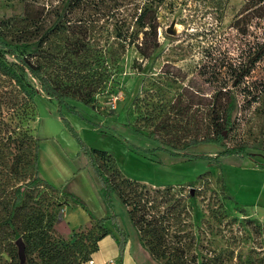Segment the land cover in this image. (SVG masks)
I'll return each instance as SVG.
<instances>
[{
	"label": "rangeland",
	"instance_id": "obj_1",
	"mask_svg": "<svg viewBox=\"0 0 264 264\" xmlns=\"http://www.w3.org/2000/svg\"><path fill=\"white\" fill-rule=\"evenodd\" d=\"M154 1L160 22L159 46L149 57H144L138 49L144 35L136 17L142 7ZM248 1L162 0L157 4V0H81L79 4L74 1L70 8L68 0H0V31L5 32L11 43L8 47L0 46V51L38 91L34 102L16 110L11 104V82L0 75V145L8 148L7 165L13 167L9 172L12 182L7 187V195L11 196L15 187L35 176L29 162L34 157V140L41 143L35 131L44 109L56 108L55 114L60 117L56 101L41 90L38 80L18 58L29 55L28 51L16 42L10 28L1 23L22 14L27 4L30 15L38 17L43 13L41 18L48 27L58 23L59 29H63L46 38L39 49L38 59L44 72L52 79L62 80L63 89L78 90L83 85L87 90L95 89L91 101L95 109L73 99L70 103L87 119L100 125L99 128L65 112L69 121L71 117L72 121L76 119L88 125L87 131H83L78 123L74 127L70 121L80 138L91 148L112 154L124 176L140 182L145 187L143 193H149L152 199L158 198L156 189L172 185L173 201L177 200L187 210L192 206L186 221L193 231L205 232L206 239L202 243L210 241L218 252L232 251L235 264L240 260L261 258L264 255V207L239 205L251 202L248 200L256 195L264 203V169L238 156L222 158L219 168L206 160L190 161L163 151L147 152L164 146V141L171 139L161 132L156 136L159 141L148 138L158 122V119L153 123L148 120L151 114L156 116L162 109L168 111L178 93L186 89L182 104L188 114L180 119L193 129L205 123L206 103L222 84L236 103L234 127L225 141L227 147L244 144L257 159L264 161V59L253 66V71L237 87L232 75L233 69L237 70L234 76H238L252 68L250 61L255 43L264 41V15L255 24L256 18L250 19L252 9L245 8ZM239 21L246 34L237 31ZM36 56L32 57L33 61ZM60 119L43 118L39 128L41 135L68 142L67 130L79 144ZM134 126L140 127L142 133L135 131ZM222 150L214 144H201L185 152L215 156ZM16 153L23 156L14 162ZM222 177L238 204L222 187ZM27 195L30 207L45 212L58 235L68 240L90 231L97 235L93 219L86 217L66 195L43 185L29 188ZM113 200L121 225L130 235L129 256L132 253L139 264H163L140 241V234L130 218L132 206L125 205L117 195ZM114 249L115 246L109 247L106 253H114ZM96 252L92 256L98 260L101 253ZM135 260L130 261L124 255L123 264H135ZM0 264H20L18 247L14 253L1 239Z\"/></svg>",
	"mask_w": 264,
	"mask_h": 264
},
{
	"label": "trees",
	"instance_id": "obj_2",
	"mask_svg": "<svg viewBox=\"0 0 264 264\" xmlns=\"http://www.w3.org/2000/svg\"><path fill=\"white\" fill-rule=\"evenodd\" d=\"M74 1H78L79 4L81 0H68L67 7L72 8ZM157 1V4L162 3V0ZM263 2L264 0H249L245 7L246 10L252 9L250 19L256 18L255 24L264 15ZM155 3L154 1V3L142 7L136 17V22L143 30L144 36L138 45V49L144 57H149L151 51H154L159 46L158 31L160 22ZM41 17H43V13H40L38 17L30 15L29 5L24 4L22 14L14 15L8 20L1 21V23L5 27L10 28L16 42L24 50L28 51L29 55L25 57L18 56V58L24 67L38 80L41 90L49 98L56 101L59 116L81 146L83 154L101 183L108 214L100 220L93 216L91 217L95 222L97 235H93L94 231H90L86 234L77 235L74 240H68L58 235L53 228V221L50 220L48 215L40 209L30 207L28 201L27 190L29 188L43 185L57 191L39 173L38 151L40 141L38 139L34 140V157L29 162L35 171L34 178L15 187L11 196H8L6 191L12 182V175L9 172L13 170V167L7 165L6 150L8 148H2L0 145V239L7 242L12 247L13 252L16 253L17 241L22 238L25 245L24 264H83L91 260L92 255L99 248V242L105 236L114 234L120 252L119 264H123V257L131 242L130 235L122 227L119 215L115 209L113 196L117 195L125 205L132 206L130 218L140 234V241L151 255L155 259L163 261V264H235L232 261L234 257L232 251L225 253L216 251L210 241L202 243L206 239L204 231L197 233L190 228L191 225L186 221V217L190 215L192 206H189V210H187V207L179 204L177 200L173 201V195L171 194L172 185L156 189L155 193L158 194V198L152 199L149 193H143V188L145 187L140 182L124 176L112 154L105 150L91 148L80 138L71 122L66 118L65 112L72 113L99 128L100 125L87 119L74 104L70 103V100L73 99L95 109L91 105V101L94 100L93 90L95 89L87 90L86 88L88 87L85 85L77 88L78 90H73L71 87L63 89L61 88L62 80L52 79L44 72L38 59L41 56L39 49H41L46 38L55 31L58 30L60 32L63 29H59L58 23L48 27ZM240 23L241 21L236 25L237 31L239 34H246ZM120 36L118 34V37ZM10 45L11 43L7 40L5 32L0 31V46L8 47ZM75 50H80V46L77 49L75 48ZM36 51L38 53H35ZM35 55H37L36 61H33L32 57ZM263 59L264 41L256 42L250 61L252 68L238 76H234L237 70H232V75L235 78L234 86H239L243 79L253 71V66H257ZM0 75L11 82V104L14 109L18 110L19 107L35 101L38 91L26 81L14 65L7 62L1 51ZM173 78L176 81L179 80L178 76ZM185 90L178 93L168 111L162 109L157 113L158 115H150L148 120L153 123V121L158 119V122L153 125V129L147 135L148 138L159 141L156 136L157 132H161L171 136V139L164 141V146L156 147L153 150L148 149L147 152L163 151L174 157H184L190 161L206 160L212 166L219 168L222 165V158L238 156L248 158L255 162L260 169H264V161L257 159L250 153L246 145L227 147L225 143L233 130V114L236 110L235 100L229 94L226 86L221 84L216 89L211 100L206 103L208 109L205 123L197 125L193 129H189L184 124V121L180 119L188 114V110L182 104L183 98L187 96ZM252 98L254 101L256 100V97ZM134 127L135 131L142 133L140 127ZM180 143H182L181 147L179 146ZM201 144H214L222 147L223 150L215 156L185 152L188 148ZM28 148L30 147L28 146ZM22 156L23 154L20 157L19 153H16L14 162L17 159H21ZM25 156L24 154V158ZM222 180V187L227 190L224 178ZM192 196L193 194L191 193L190 197ZM228 197L238 204L232 195H228ZM71 201L75 205H81L89 212L87 205L80 199L71 197ZM241 211L243 213L246 212L244 209H241ZM259 229L261 230V227ZM10 240L15 241V243ZM18 257L21 264L19 247ZM237 264H264V255L261 258L240 260Z\"/></svg>",
	"mask_w": 264,
	"mask_h": 264
},
{
	"label": "crops",
	"instance_id": "obj_3",
	"mask_svg": "<svg viewBox=\"0 0 264 264\" xmlns=\"http://www.w3.org/2000/svg\"><path fill=\"white\" fill-rule=\"evenodd\" d=\"M55 112L56 108L47 110L44 109L41 118L37 123L35 135L41 139L40 148L38 151L39 173L42 178H44L50 185H52L60 193L66 195L70 200L71 197H75L83 201L87 205L89 212L81 205H77V208L82 210L86 217L90 219L93 216L99 220L103 219L107 216L108 212L104 202V196L102 194V186L94 170L83 154L79 144H76V141L72 136H70V133H67V130H65V136L68 142H62L60 138L55 136L43 137V135H41L42 130L40 132L39 128L43 118H48L52 121H57L56 119H60V117H58ZM69 118L75 127V123H78V121H76V119H73L72 121V118ZM78 128L83 131H87L88 125H83L81 122L78 123ZM230 190L231 189H229L227 186L228 193L232 195ZM248 201L251 202L241 204V206L245 208L264 207L263 201H261L257 195L254 199ZM105 242L108 243L105 245ZM114 246L115 252L107 254L106 250L109 247L113 249ZM98 252L101 253L98 260L93 257L97 252H95L91 258L94 261L93 264H108V262L111 260H114L118 264L120 263L118 242L114 234L105 236L99 242ZM128 252H131L130 247L125 253V258H129L130 261H134V255L131 253L129 256ZM84 264L90 263L88 261ZM135 264H139L138 261H136Z\"/></svg>",
	"mask_w": 264,
	"mask_h": 264
},
{
	"label": "water",
	"instance_id": "obj_4",
	"mask_svg": "<svg viewBox=\"0 0 264 264\" xmlns=\"http://www.w3.org/2000/svg\"><path fill=\"white\" fill-rule=\"evenodd\" d=\"M191 193L193 194L194 191L192 190ZM17 245L19 247V254H20V258H21V264H24V262H25V245H24V242H23L22 238H20L17 241Z\"/></svg>",
	"mask_w": 264,
	"mask_h": 264
},
{
	"label": "built area",
	"instance_id": "obj_5",
	"mask_svg": "<svg viewBox=\"0 0 264 264\" xmlns=\"http://www.w3.org/2000/svg\"><path fill=\"white\" fill-rule=\"evenodd\" d=\"M89 263L93 264L94 261L91 259V260H89ZM108 264H118V263H116L114 260H111V261L108 262Z\"/></svg>",
	"mask_w": 264,
	"mask_h": 264
}]
</instances>
